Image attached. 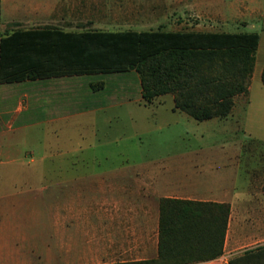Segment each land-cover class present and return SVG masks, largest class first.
Wrapping results in <instances>:
<instances>
[{"label": "crops", "instance_id": "crops-1", "mask_svg": "<svg viewBox=\"0 0 264 264\" xmlns=\"http://www.w3.org/2000/svg\"><path fill=\"white\" fill-rule=\"evenodd\" d=\"M28 1L32 8L26 12L25 22L43 23L40 26L52 25L64 30L140 31L155 30L160 23H170L161 29L224 31L200 27V22L222 19L221 14L208 9L207 0ZM190 20L196 26L191 29L180 27ZM108 23L116 28L108 29ZM148 23L158 25L150 29H137L138 25ZM174 23H179V26ZM259 45L260 36L251 77L254 74L260 75L264 63L263 58L261 67L257 65ZM130 71L137 78L139 95L124 97L111 94L102 100L97 109L126 102L145 104L137 73L134 70L123 72ZM123 72L54 76L0 83H29L19 87L18 102L13 110H7L9 116L5 122L2 121L1 126L4 129L11 128L16 122V115L29 109L30 99V102L40 103L39 120L29 123L31 126L64 116H80L85 112H80V109L88 106L86 99H81L76 89L83 90L87 96L98 89V93L102 92L105 86V81L100 79L80 82L81 76ZM97 82L102 83L101 87L92 89L91 83ZM161 97L162 95L157 96V100ZM169 98L173 102V97ZM250 99L249 85L244 105L239 103L238 97H233V106L226 116L204 120L221 126L236 123L237 129L245 130L249 135L259 132L260 128L256 124H264L263 113L251 114L246 122H243V116L239 117V113H243L245 108H252ZM73 108L76 110L70 112ZM64 111L69 113L63 115ZM189 147L179 155L161 159H137L127 163L59 158L55 165L62 167L60 172L11 176V222L0 224V264H101L156 258L162 199L229 205L220 253L207 257L204 256L205 250L197 247L193 249L190 244L181 243L177 244L178 248L189 246V250L180 253H186L189 257L178 254L169 258L174 263L227 264L243 251L264 245L263 155L255 157L252 152L255 148L247 142H238V145L226 144L219 149L234 150L231 153L234 160L225 163L213 157L211 147ZM46 160L40 161L46 164ZM81 165L103 166L104 169L95 173H72L63 170V167ZM189 206L195 209L200 207L193 204ZM190 243L198 245L195 239ZM198 252L203 254L198 255Z\"/></svg>", "mask_w": 264, "mask_h": 264}, {"label": "trees", "instance_id": "trees-1", "mask_svg": "<svg viewBox=\"0 0 264 264\" xmlns=\"http://www.w3.org/2000/svg\"><path fill=\"white\" fill-rule=\"evenodd\" d=\"M258 43L257 32L5 27L0 34V83L134 70L145 104L170 93L173 108L196 120L224 117L233 97L248 91ZM260 80L264 86V63ZM228 214V203L162 199L158 256L101 264H177L169 258L189 250L178 248L181 243L215 256ZM193 239L198 245L190 243ZM227 264H264V245L243 251Z\"/></svg>", "mask_w": 264, "mask_h": 264}, {"label": "rangeland", "instance_id": "rangeland-1", "mask_svg": "<svg viewBox=\"0 0 264 264\" xmlns=\"http://www.w3.org/2000/svg\"><path fill=\"white\" fill-rule=\"evenodd\" d=\"M29 2L0 0V34L5 27L30 28L43 24L24 21L26 12L32 8L28 5ZM207 4L208 9L221 14L222 19L200 22V27L228 32H257L260 36L257 65L261 67L260 62L264 58V0H207ZM169 24L160 23L157 28L161 29ZM174 24L179 26V23ZM195 24L190 20L180 27L191 29L196 26ZM157 25L158 23H148V25H138L137 29H150ZM106 26L108 29L116 28L110 23ZM86 79L104 80L105 86L102 92L98 93V89L87 96L83 90L76 89L81 99H86L88 106L80 109V112L85 110L80 116L73 118L64 116L48 123L31 126L29 123L39 120L40 103L30 102V99L29 109L19 112L16 115V122L11 128L6 129L1 125L9 116L7 110H13L18 102L19 87L27 86L29 83L0 84L1 225L11 222V176L60 172L62 167L55 165V161L59 158H77L81 161L101 159L112 163H127L137 159H161L179 155L190 148L189 146L203 145L213 148L211 152L214 158L231 163L234 160L231 158L234 150L220 149L226 144L238 145V142L253 145L255 149L252 152L255 157L263 155L264 158L263 123L256 124L260 128L259 132H252L249 135L245 130L237 129L236 123L221 126L209 120H196L183 111L171 109L173 102L169 97L173 95L170 93L162 94L160 100L155 97L149 104L137 105L126 102L118 106L97 109L105 97L111 94L124 97L138 96L137 78L130 71L83 75L79 81L84 82ZM98 83L100 82L96 84ZM249 85L250 100H252L250 105L253 106L239 113V117H244L243 122H246L251 114L264 115V87L260 82V75L254 74L250 78ZM236 97L239 98V103L245 104L246 93L237 94L234 98ZM22 102L26 103L24 98ZM73 110L76 109L73 108L70 112ZM68 113L64 111L62 114ZM41 159H47L46 164L42 163ZM99 169L104 167L91 165L63 167L64 172L72 173H95ZM199 254L202 252H198ZM182 256L189 257L186 253Z\"/></svg>", "mask_w": 264, "mask_h": 264}]
</instances>
